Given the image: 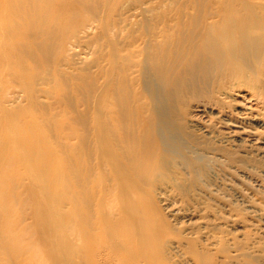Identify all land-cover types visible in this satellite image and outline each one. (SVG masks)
Returning a JSON list of instances; mask_svg holds the SVG:
<instances>
[{
  "label": "bare ground",
  "instance_id": "6f19581e",
  "mask_svg": "<svg viewBox=\"0 0 264 264\" xmlns=\"http://www.w3.org/2000/svg\"><path fill=\"white\" fill-rule=\"evenodd\" d=\"M122 2L0 0V264H211L216 257L206 236L182 228L172 245L173 219L156 201L169 208L168 191H155L154 181L173 160L172 141L184 146L188 110L211 119L206 134L220 125L255 140L220 97L247 88L264 105V0H174L162 27L154 0L136 3L138 20L128 16L129 23ZM82 45L98 54L78 66L71 50ZM195 137L197 149L206 137ZM29 209L38 246L25 241L32 228L14 227V216L25 222ZM257 259L243 264L264 263Z\"/></svg>",
  "mask_w": 264,
  "mask_h": 264
},
{
  "label": "rangeland",
  "instance_id": "374dc122",
  "mask_svg": "<svg viewBox=\"0 0 264 264\" xmlns=\"http://www.w3.org/2000/svg\"><path fill=\"white\" fill-rule=\"evenodd\" d=\"M134 1L135 0H123V2L120 4L121 6H119V11L121 15H123L124 19L125 17L126 19H128L131 16L132 18L129 19H132L133 22H135V20L136 21L138 20V18L136 19L134 16L137 15L140 11V9L135 8L134 5L136 3H137L136 5H138V2L141 0H136L135 3ZM154 1L156 2V6L158 7V9H160L157 10V12L154 13V15L160 17V21L157 22H161L160 23L161 26L160 25L159 26L162 27L163 21L165 20L162 19L161 15L168 13L172 16L171 13L172 6L175 5L173 4L172 1L174 0H165V1L162 0V2L161 0H154ZM161 4L164 6V7L162 6L163 8L161 7ZM131 14H133L134 16H132ZM129 19L127 20V23H129L128 22L130 21ZM123 24L126 23L122 22V25ZM122 28H124V26ZM139 30L137 32H139ZM137 32L135 34L139 35L140 32L139 33ZM122 36L126 40L127 37L126 32L125 34L123 32ZM127 41H128V37L125 43ZM97 49L98 48H96L95 45L93 46L82 45L80 47H76L74 51L71 50V53L74 52L75 54V56L71 58L73 59L75 58L74 60L79 63L78 66H83V65L85 66L86 64L89 63V61L93 56H97L98 54ZM95 50L97 51L95 52ZM220 98L222 99L223 102L226 103L227 106H229V111L231 112V115H233L234 118L236 119L239 118L240 119V120L238 119L239 121L248 122L251 125V128L254 129V130L252 129L253 133H255L254 135L255 140L253 142L255 143L257 140H259V142H256L257 144L255 143L256 147L254 146L253 142L252 144L248 143L249 141L247 142L248 139H245L244 135L230 136L225 134V131H223V129H220L221 128L220 125H217L215 128L212 127L209 129L210 131L213 130L214 133L206 134V132H204L205 129L203 130L202 128L207 127L208 125L211 126L212 124L211 125L209 124L211 119L208 121L209 118H205L204 120H201V118H196V117L192 118L191 115H189L188 113L189 110H188V112H186L185 115L183 116L182 120L184 121L183 123L187 124V126L189 127L192 124L191 127L188 129L190 130L191 134L193 133L192 135H190V137L193 140L189 138L192 140V141L190 140L191 142L190 143L187 135H185L187 134L186 132L189 131L187 129V131L184 132L185 134H182L184 136L183 138L185 139V141L183 140L184 144H182L184 146L181 147V145H179L180 142H176L177 143L176 144L174 143L175 140L172 141L173 142L172 148L176 150L175 153V150L173 151L172 149V153L174 152V154L172 155L173 160H170V162L172 161L171 162L172 165L168 163L170 165L166 166L163 169H160L158 171L159 173L158 172L156 173L158 176H155L156 180L154 179L155 181H154L153 189L157 192L168 191L167 193L169 197L167 196V198L169 199L170 201L169 203L171 204L169 208H166V205H163L162 202L159 201L160 200L159 198H157L156 201L161 211L167 214L169 218L173 219L172 223L173 222L176 223V224L174 223L172 224L173 225L172 236H170L171 237L170 242L172 241L171 242L172 245L178 241L179 237L176 240L175 238L176 235L181 236L180 231L184 229V232L182 231V234L183 233L185 234L186 232L195 233L194 236L195 237L199 236L200 240L203 238V241H205L207 237V239H209V242L212 243L211 245L212 247L214 244H216L214 245V248L211 247V252L213 251L212 253L214 255L216 253L217 258L215 257L216 259L214 258L211 264L214 263L220 264V262L221 264H243V260L245 259L250 258L253 260H259L257 258H259L260 256L264 257V160H263L264 157L261 158L264 152V118H262L264 117V105L257 103L254 100V98H252L251 91L248 90L247 88L230 91L226 95L221 96ZM47 100L48 99H46L45 97L43 98V101L46 102ZM20 102L21 101H18V103ZM249 111H251V113L253 114L252 117L249 116L247 117V115H244ZM209 116L215 119L216 117L219 116L218 110L217 109L212 110V113L210 111ZM258 116H260L261 119H259ZM188 121H193V122L188 123ZM193 125L195 126L193 127ZM215 129H216V133H215ZM190 133L188 132V134ZM218 133L220 135H222L223 133L225 134L226 137H224V135L220 137L218 136L219 135ZM199 135L201 137H197V138H201L200 141H202V139L205 137L206 139L205 140L203 139L204 141L201 142L202 145H200V147L196 149L194 148L195 146L194 140L196 138L195 136H199ZM219 137L220 139L218 140ZM240 138L242 139L244 138V139L242 140ZM221 140L223 141L220 143ZM186 141L189 143L188 145H186L187 144ZM239 141L240 144H238ZM203 143L206 144L203 145ZM250 145L252 149H249ZM187 146L189 147L187 148ZM201 146L202 147L204 146L209 149L205 150L204 148H201ZM219 146L222 147L220 148ZM192 147L194 148V150ZM257 147H259V149ZM217 148H219L220 150L219 149L217 150ZM221 149L224 150L222 151ZM189 150L195 151L192 152L194 155L192 153H189L191 152ZM212 150H214L215 152ZM255 152H259V153H255ZM170 167L172 168L170 169ZM170 170H172V172H170ZM180 171L182 172V174ZM178 173L180 175H178ZM183 173L185 175H183ZM182 176H184V178H182ZM23 200H25L24 197ZM166 209L167 210L169 209L168 211L170 213L166 212L167 211ZM27 211L28 210L24 211L26 215H27L26 213ZM15 213L17 214V211ZM170 214H172V217H170ZM26 215L24 217V219L26 220L25 222L24 220H22L23 222L17 220L19 218L18 214L17 216H14V218L18 217L16 220L14 219L15 221L13 220V222H15L14 224L16 225L14 226L16 230L17 227L19 228L21 226L25 228L27 226L28 231L30 230L29 228L33 229L34 226L32 224L34 221L32 219V213L30 209L28 211V216ZM29 219L31 223L29 222ZM17 221L20 222V225L19 222ZM22 227L20 229H22ZM181 228L182 230H180ZM198 229H201V231ZM33 232H35L34 229L32 232L31 230L30 232H28L31 235H28L25 241L29 240V238H33L32 240L34 241L30 239L31 242H33L34 245L37 244L38 246L39 241L36 238V235L35 237H33L34 234H36V232L35 233ZM13 235H15V233ZM30 240L27 243H30ZM230 259L233 260L229 261ZM189 263L191 262L189 261ZM256 263L264 264L260 261ZM182 264H184V262H182Z\"/></svg>",
  "mask_w": 264,
  "mask_h": 264
}]
</instances>
